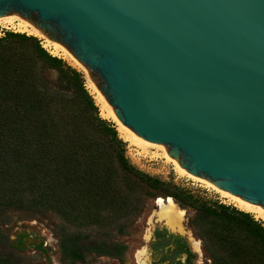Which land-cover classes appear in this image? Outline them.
<instances>
[{
  "label": "water",
  "instance_id": "95a60500",
  "mask_svg": "<svg viewBox=\"0 0 264 264\" xmlns=\"http://www.w3.org/2000/svg\"><path fill=\"white\" fill-rule=\"evenodd\" d=\"M1 16L61 45L147 144L264 209V0H0Z\"/></svg>",
  "mask_w": 264,
  "mask_h": 264
},
{
  "label": "trees",
  "instance_id": "16d2710c",
  "mask_svg": "<svg viewBox=\"0 0 264 264\" xmlns=\"http://www.w3.org/2000/svg\"><path fill=\"white\" fill-rule=\"evenodd\" d=\"M126 145L115 125L100 117L81 71L33 36L0 37V264H23L11 255L15 246L2 228L11 211L45 208L66 221L119 204L127 216L131 176L180 205L192 200L137 171ZM85 205L94 211L84 212ZM197 221L216 228L209 238L223 253H212L211 264H264V222L207 202H199ZM82 237L79 231L61 235L62 248L70 244V257L82 258L77 243ZM97 245L90 248L99 250Z\"/></svg>",
  "mask_w": 264,
  "mask_h": 264
},
{
  "label": "rangeland",
  "instance_id": "374dc122",
  "mask_svg": "<svg viewBox=\"0 0 264 264\" xmlns=\"http://www.w3.org/2000/svg\"><path fill=\"white\" fill-rule=\"evenodd\" d=\"M5 33L23 34L0 25V37ZM85 86L90 93L86 80ZM90 95L93 97L91 93ZM93 100L95 101L94 98ZM100 117L103 118L101 115ZM105 120L113 123L109 119ZM125 155L130 164L143 175L168 185L171 192L181 191L192 197V200H185L182 205L172 199L184 212L181 235L194 256L192 264H211L212 253L222 255V249L217 242L209 238L216 233V228L213 229L207 224L201 225L197 221L199 202L234 206L206 185L179 176L171 163L162 157L161 151L149 149L147 153H142L127 144ZM129 186L127 194H130V205L123 207V211L127 210L129 213L127 216L122 215L116 208L119 204L114 207L106 205L105 210L94 217L68 218L66 221L59 214L45 208L9 212L8 219L1 224L9 236L10 243L15 246L11 250V255L23 264H136L135 254L145 247L144 239H147L148 232H151L153 227L163 224L159 221L155 201L157 198L165 197L164 190L150 188L133 176L130 177ZM82 209L84 212L92 211L93 206L85 205ZM75 231H79L87 238L82 237L77 242L78 247L82 249L81 259L70 257L67 251L70 244L62 248L61 235L63 237ZM30 236L34 241L27 240ZM191 240L199 243V251L193 249ZM93 242H98L99 250L90 248ZM87 248L91 250L87 251ZM100 250L104 253L110 252L113 256L98 254Z\"/></svg>",
  "mask_w": 264,
  "mask_h": 264
},
{
  "label": "bare ground",
  "instance_id": "6f19581e",
  "mask_svg": "<svg viewBox=\"0 0 264 264\" xmlns=\"http://www.w3.org/2000/svg\"><path fill=\"white\" fill-rule=\"evenodd\" d=\"M0 25L6 29H15L16 32H20L23 34H27L29 36H33L40 40L42 47L46 49L51 55L59 57L70 64L72 67L81 71L85 77L87 88L90 93L93 95V98L98 105L100 115L109 119L113 122L118 132L119 137L128 144V146H133L136 149L140 150L142 153H147L149 149H155L156 151H161L162 157L166 159L167 162L171 163L175 172L179 176H185L189 179L198 181L207 187L213 189L216 193H218L223 199L232 204L239 211L250 214L254 219L260 220L264 222V209L259 205H253L248 203L247 201L230 194L227 191H223L219 189L217 186L196 177L190 173H188L185 169H183L179 163L169 156L166 149L161 146L147 144L143 141L139 136L134 134L131 130L124 127L116 118V115L113 113L111 108L105 102V100L99 94L94 82L91 80L87 71L75 61V59L59 44L53 43L47 40L42 33L37 30L35 27L22 20L17 16H1L0 17ZM155 204L158 208L157 215L159 221H162L164 225L170 230H178L182 233V222L184 221V212L179 209L172 198H157ZM192 247L195 251H199L200 245L198 242L191 240ZM146 250L143 248L135 254L136 264H146L145 260Z\"/></svg>",
  "mask_w": 264,
  "mask_h": 264
},
{
  "label": "flooded vegetation",
  "instance_id": "af4514ba",
  "mask_svg": "<svg viewBox=\"0 0 264 264\" xmlns=\"http://www.w3.org/2000/svg\"><path fill=\"white\" fill-rule=\"evenodd\" d=\"M148 233L147 239H144L146 245L143 247L146 250V264H192L194 256L181 235L183 233L170 230L164 223L162 226L153 227ZM28 239L34 241L31 236Z\"/></svg>",
  "mask_w": 264,
  "mask_h": 264
}]
</instances>
